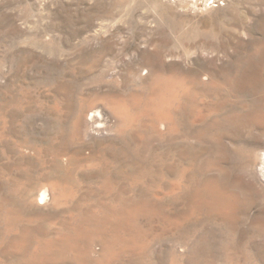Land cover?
Instances as JSON below:
<instances>
[{"label": "rangeland", "instance_id": "obj_1", "mask_svg": "<svg viewBox=\"0 0 264 264\" xmlns=\"http://www.w3.org/2000/svg\"><path fill=\"white\" fill-rule=\"evenodd\" d=\"M263 161L264 0H0V264H264Z\"/></svg>", "mask_w": 264, "mask_h": 264}, {"label": "bare ground", "instance_id": "obj_2", "mask_svg": "<svg viewBox=\"0 0 264 264\" xmlns=\"http://www.w3.org/2000/svg\"><path fill=\"white\" fill-rule=\"evenodd\" d=\"M168 90V89H167ZM171 105V104H170ZM88 124H98V126L108 125L111 122V116L107 110L104 109L101 103L90 104L83 112L80 117ZM79 120V122H81ZM80 124V123H78ZM264 162V161H263ZM58 185L56 182H45L41 183L37 188L35 194L37 195V204H43L47 200L52 199L56 196Z\"/></svg>", "mask_w": 264, "mask_h": 264}]
</instances>
